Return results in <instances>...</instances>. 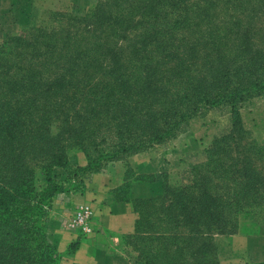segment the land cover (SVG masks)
Returning <instances> with one entry per match:
<instances>
[{"label":"trees","instance_id":"1","mask_svg":"<svg viewBox=\"0 0 264 264\" xmlns=\"http://www.w3.org/2000/svg\"><path fill=\"white\" fill-rule=\"evenodd\" d=\"M118 1L115 0L114 9ZM121 1L126 9L121 15L125 24L132 12L150 7L149 16H157L152 25L167 26L169 39H177V52L162 58L173 62L169 78L175 81L173 93L167 95V84L157 85L154 72L160 67V60H152L154 68L137 71L146 72L142 76L128 70L129 78L119 73L121 56L113 57L112 50L105 57L112 62L114 85L93 83V76L79 61L93 57L87 65L98 67V46L85 45L87 37L98 34L88 22L103 11L101 7L87 16L79 45L72 42L75 33L65 41V37L56 39L54 31L26 27L0 45V264H61V256L47 240L52 203L64 191V183L57 180V169L66 170L70 179L83 185L87 174L98 173L109 162H125L130 154L175 138L191 117L221 105L229 107V132L204 151L202 163L190 167L185 183L172 186L165 174L160 176L162 180L155 174L135 175L130 180L127 175L131 171L125 164L124 182L111 192L117 202L131 204L137 219L133 233L122 235L120 242L133 248L141 264H219L216 235L252 236L260 231L264 142H243L246 130L239 109L250 99L264 97V50L252 51L245 32H241V38L240 32L235 34L242 51L233 57L220 45L205 43L204 35L188 44L196 35L185 32L192 24L191 14L209 15L219 1ZM227 2L231 1H224ZM160 6L164 9L159 10ZM79 19H67L64 24L75 27L81 22ZM97 20L98 17L93 22L96 24ZM236 23L240 25L236 28H240V22ZM103 24L118 22L108 19ZM158 28L141 44L149 43L156 50L160 45L163 48L161 40L165 36ZM176 31L191 39L178 38ZM227 40L225 36L221 39L223 44ZM71 42L70 48L75 52L68 67L56 71L53 82L41 81L52 72L44 67L45 62L22 63L29 53L32 63L42 57L49 61L47 65L58 68L52 60L57 55L61 58L64 47ZM198 45L207 58L208 78L200 76L198 69H191L198 59ZM143 52L141 47L137 51ZM65 53L64 58L68 57ZM13 54L19 62H8ZM83 71L89 83L78 85L72 79ZM160 94L165 96V101L159 102L164 107L151 109L162 98ZM59 96L63 99L54 101ZM73 148L84 152L86 167H73L69 160V150ZM140 182H159L160 192L130 199L131 184Z\"/></svg>","mask_w":264,"mask_h":264},{"label":"rangeland","instance_id":"2","mask_svg":"<svg viewBox=\"0 0 264 264\" xmlns=\"http://www.w3.org/2000/svg\"><path fill=\"white\" fill-rule=\"evenodd\" d=\"M8 1V0H7ZM14 4L11 5V2ZM147 2L148 0H142ZM219 1L217 6L211 9L209 15H197L192 13L190 16L191 26L185 30L188 34H196L191 39L187 34H182L176 31L178 38L188 41V44L194 43L195 39H198L204 35L206 39L205 43H216L223 47L224 52H230L231 57L235 56L234 53L241 52V44L236 39L235 34L239 33L238 36L241 38V32H245L249 35V43L252 51L264 50V0H230L231 2L224 3L225 0H213V3ZM195 2V0H190ZM115 0H9L3 6H0V45L12 37L13 35L19 34L23 27L26 28H41L46 32H56V39L65 37L66 39L70 34L75 33L72 38V42L79 45V42L83 37V29L86 27V18L89 13L95 8L101 7L103 11L94 15L90 20L91 25L94 26L93 32H97V36H89L86 40L85 47L98 46L95 57L99 59L98 67H89L87 63L94 60L93 57L82 59L79 61L84 70L89 72L88 75L93 76V83H99L101 85L108 84L114 85L110 70H112V62L109 58L105 57V53L112 50V56L119 58L120 60V71L119 73L124 76L131 78L128 70L135 71L133 74L144 75L146 72H137L139 70H147L154 68L152 60L161 61L159 68H155L154 75L157 77V85L161 87L163 84H167V95L173 93L174 78H170V69L173 67V62L170 59L162 60L163 56L168 53H176L178 48L177 39L170 40L168 34V27L162 26L158 28L156 24L152 25L157 17L156 15L149 16L151 12L150 7L145 11L136 10L132 12L131 18L126 23V19H122L121 15L126 13L125 5L121 0L115 4ZM184 6V5H182ZM200 7H204L200 4ZM159 10H163L164 7L160 6ZM185 8H183L184 11ZM206 9V8H205ZM184 15V12H183ZM79 19L78 25L65 26L67 19ZM98 17L96 24L93 19ZM117 21V25L103 24V20ZM143 21H150L149 25H143ZM210 22V23H209ZM236 22H240L241 27L236 28ZM209 23V24H208ZM240 26V25H239ZM155 28V29H154ZM160 29L161 34L165 36L164 40H161L164 47L160 45L156 50V47L148 44H141L140 41L155 32L154 30ZM64 31L63 33H60ZM158 31V30H157ZM159 35V33L157 32ZM79 35L81 37H79ZM223 36L227 37V41L223 44L221 39ZM176 37V36H175ZM221 38V39H220ZM231 38V41H229ZM54 41H49L53 43ZM64 47L62 57L58 55L54 60L58 68H54L52 65H47L49 61H43L41 57L35 63H32L31 56L28 53L23 59V65L28 64H41L45 62L44 67H47V71H52L46 74V77L42 78V82H53L57 79L56 71H63V67H68L71 55L75 52L72 51L70 45ZM232 45H239L238 47ZM215 46V45H214ZM144 50L143 53H137V51ZM187 47V46H186ZM197 47L196 64L192 66L193 69H198L200 76L208 78V73L205 71L207 64L205 54L202 50V46ZM181 48L179 51H181ZM40 51L44 50V46L39 48ZM68 57L64 58L66 53ZM121 52V54H120ZM252 53V52H251ZM70 56V57H69ZM60 61V63H58ZM8 62H19V59L15 58V54L9 57ZM238 64V63H237ZM143 68V69H142ZM84 74L77 72L75 74L73 82L78 85H85L89 83L86 80L88 76L85 71ZM50 78L48 75H50ZM53 75V76H52ZM52 77V78H51ZM132 80V79H131ZM135 81V79H134ZM69 85V83L67 84ZM91 84H88L90 86ZM117 88V87H116ZM141 90V88H140ZM161 95V94H160ZM49 94L46 98H49ZM162 98L153 104L150 108L164 107L159 102L165 101V96L161 95ZM160 97V96H159ZM54 99V98H53ZM62 96L54 101H61ZM160 110V109H159ZM158 111V110H157ZM228 106H218L208 110L200 111L195 117H191L183 128L177 133V136L173 139L167 140L163 144H153L151 148L144 150L136 154H130L126 157L125 162L116 161L106 163L105 166L98 172L101 173L109 166L114 163H119L122 167L125 164L129 166L127 177L132 180L135 175H153L155 174L159 180H162L161 175L165 174L167 181L172 186H179L181 183H185L187 176L190 172V167L198 165L205 160L204 151L210 147L215 139L228 134L230 129V113ZM240 118L242 120L246 135L244 143L256 142L258 144L264 142V97H256L248 100L239 109ZM249 137V138H248ZM69 160L73 167L83 168L87 166V159L84 152L78 148L69 150ZM127 162V163H126ZM146 163V164H145ZM126 170V167H125ZM134 172L135 174L133 175ZM95 173V174H98ZM93 173L87 174L84 177V186L79 185L75 182V179H70V175L63 169L56 170L57 180L64 183V191L59 193L54 202L52 203L49 217L47 219V226L51 223L56 215L61 216V224L63 227L69 226L73 213L79 206L85 205L91 206L87 203H81L84 199L85 188L88 180ZM73 186H76L74 190ZM84 187V188H83ZM83 188V189H82ZM112 191V190H111ZM109 195L115 199L112 192ZM80 196V197H79ZM121 194L119 195V197ZM79 200V201H78ZM89 202V200H85ZM72 206V207H71ZM73 210V211H72ZM59 216V217H60ZM241 217V216H239ZM260 229L264 228V209L259 214ZM73 230V229H72ZM77 231V229L73 230ZM234 235H240L236 233ZM234 235H216L214 240L217 247L221 248V251L227 256L232 253L229 251V244L231 236ZM119 250L125 255L136 257L137 253L133 250L130 245L126 242H119ZM62 258V257H61Z\"/></svg>","mask_w":264,"mask_h":264},{"label":"crops","instance_id":"3","mask_svg":"<svg viewBox=\"0 0 264 264\" xmlns=\"http://www.w3.org/2000/svg\"><path fill=\"white\" fill-rule=\"evenodd\" d=\"M8 2L0 0V6ZM13 4L14 1L11 2ZM125 171L124 165L121 167L119 163H114L103 172L92 175L86 184L85 194L79 196L84 199L81 203L91 206V234L82 235L78 229L73 231L75 229L69 226L63 227L60 215L51 220L47 240L62 257L61 264H141L136 257L119 250L120 237L133 233L137 215L130 203L117 202L109 195L111 190L123 184ZM158 192L159 182L132 183L130 199L149 197ZM228 246L232 253L227 256L218 247L219 264L264 263V228L257 235L231 236Z\"/></svg>","mask_w":264,"mask_h":264},{"label":"built area","instance_id":"4","mask_svg":"<svg viewBox=\"0 0 264 264\" xmlns=\"http://www.w3.org/2000/svg\"><path fill=\"white\" fill-rule=\"evenodd\" d=\"M91 222L92 211L90 207L82 205L74 211L69 227L78 229L82 235H89L93 231Z\"/></svg>","mask_w":264,"mask_h":264}]
</instances>
